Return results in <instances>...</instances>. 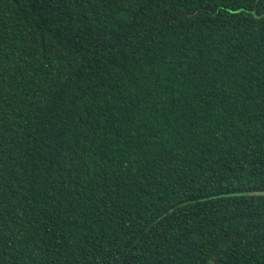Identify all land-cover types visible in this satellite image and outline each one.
<instances>
[{
	"label": "trees",
	"instance_id": "1",
	"mask_svg": "<svg viewBox=\"0 0 264 264\" xmlns=\"http://www.w3.org/2000/svg\"><path fill=\"white\" fill-rule=\"evenodd\" d=\"M255 191L264 0H0V264H264Z\"/></svg>",
	"mask_w": 264,
	"mask_h": 264
},
{
	"label": "water",
	"instance_id": "2",
	"mask_svg": "<svg viewBox=\"0 0 264 264\" xmlns=\"http://www.w3.org/2000/svg\"><path fill=\"white\" fill-rule=\"evenodd\" d=\"M254 16L257 17L255 14H254ZM244 194L245 195H251V196H255V195L262 196V195H264V191L246 192Z\"/></svg>",
	"mask_w": 264,
	"mask_h": 264
}]
</instances>
